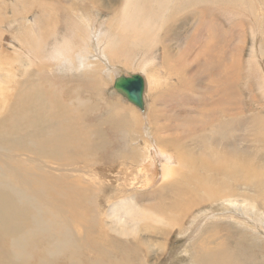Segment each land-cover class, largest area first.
<instances>
[{"label":"bare ground","instance_id":"obj_1","mask_svg":"<svg viewBox=\"0 0 264 264\" xmlns=\"http://www.w3.org/2000/svg\"><path fill=\"white\" fill-rule=\"evenodd\" d=\"M111 1L113 4L117 0H97L102 6ZM218 1L224 4L230 0L170 3L173 7L169 18L179 11L191 10L180 22L187 28L185 31L188 22L200 15L190 34L191 54L211 40L191 65L182 61L184 34L178 33L176 26L168 33L166 55L161 61L154 64L155 56L150 50L137 47L161 37L168 0H132V11L116 10L107 23L109 28L99 20L96 24L94 19L81 20L78 12L67 7L65 12L54 10L50 14L53 26H42L36 41L40 53L36 64L18 80L20 86L32 85V114L10 103L4 94L9 88L1 85L6 76L2 61L7 57L0 45V264H161V256L158 263L154 260L155 250L163 254V259L167 250L173 260L177 258L175 252L182 254L180 264H264V228L257 223L264 221V112L236 119L240 113L238 101L243 102L238 85L246 73L244 69L239 71L237 57L233 59L236 66L217 79L220 96L208 100L200 96L201 86L220 68L237 36L231 33L222 41L215 28H205L200 33L206 31L207 40L200 37L199 31L208 26V5ZM4 2L0 0L1 41L6 39L5 24L9 19ZM233 3L245 10L255 29V46L246 66L260 77L264 88V70L258 68H264V60L259 55L254 58L255 50L264 57L262 20L256 9L240 0ZM48 4L45 0L40 6ZM31 5L32 0H21V10L13 15H21L26 21ZM59 13L71 22L69 26L64 23L61 35L55 30L62 24ZM77 34L80 44H76ZM20 35L28 37L27 30ZM86 52H90L87 57ZM190 58L186 57L185 62ZM176 59L192 67L188 68L189 74L183 67L173 71ZM168 63L166 71L160 70ZM134 73L145 80L144 109L109 86V80L114 82L117 76ZM68 74L81 78L61 77ZM177 74L179 82L174 77ZM50 76L60 77L62 86H57ZM198 77L201 79L196 81ZM85 88L107 104L114 100L118 103L117 108L108 105L116 111L100 115L102 122L97 126L77 123L76 116L84 118L78 104L84 102L77 100H82ZM69 92L73 93L70 101L66 100ZM150 92L154 97L151 103ZM187 94L191 116L199 113L194 120L185 119L187 109L171 104L182 97L188 101ZM236 95L238 101L234 99ZM159 98L166 99L164 107L158 104ZM156 108L157 114L151 111ZM166 108L170 111L164 120L160 113ZM217 118H225V123ZM28 119H32V134L23 147L25 142L15 128L27 129ZM118 124L124 125L128 133L115 135L107 131ZM130 127L136 130L130 133ZM185 132L188 135L183 137ZM206 133L209 138L201 139ZM176 136L182 138L183 144L177 142ZM65 137L66 142L59 140ZM114 137L115 143L109 144ZM193 145L196 149H192ZM101 151L105 152L103 158L96 161ZM22 156L29 157L32 175L18 159ZM103 162L115 167L113 177L93 179L89 171L94 164L101 167ZM28 182L37 184V188L29 190ZM250 190L256 193L251 195ZM122 197L123 201H116ZM112 199L118 215L110 219L105 203ZM101 231L107 232V237H100ZM174 236L182 241L176 249L171 244ZM228 236L233 245L227 241ZM108 237L116 240L112 242ZM242 241L250 242L262 259L254 258ZM116 244L118 250L114 249Z\"/></svg>","mask_w":264,"mask_h":264},{"label":"rangeland","instance_id":"obj_2","mask_svg":"<svg viewBox=\"0 0 264 264\" xmlns=\"http://www.w3.org/2000/svg\"><path fill=\"white\" fill-rule=\"evenodd\" d=\"M43 1H45V0H39V1L32 0V5L29 8H27V10L29 11V16L26 18V21H24V17H22L21 15H13V13H15L14 11L21 10V0H5V2L2 3L4 10L6 12H8L7 15H8L9 19L6 21V24H5V26L7 28L6 29V39H3V41L0 40L1 51L4 52L5 56L7 57L6 59H4L2 61V64L5 67L4 75H6V76H5V79L2 81L1 85H5L9 88L6 91H4V94H5L6 98H10V103L15 102L19 107L26 109V110H29L31 114L34 111V109L32 108V85L20 86L18 83V80H22L23 78H25L28 75L27 73H29L30 70H32V67L37 62V58L40 56V53L36 49L35 45H36L37 38L40 37V35L42 33V30H41L42 26L50 24V27H52L54 24L51 22L52 19L50 17V14L54 10H56L58 12H59V10H63L65 12V9L67 7L69 9H72V10L78 12L81 20H85V19H87V20L91 19L92 20V19H94L95 24L99 20L101 25L105 24L106 27L109 28L107 23L111 19L112 14L116 12V10H120L121 8H124L128 11H132V6H131L132 0H122V2L120 0H117L116 2L114 1L113 4L111 1V2L107 3V5H105V6H102L101 4H99L97 2V0H47L49 4L47 6L41 7L40 3ZM107 1H109V0H107ZM171 1L172 0H168V3H167L165 10L163 12V16L166 18V21H165V25H164L163 30L161 32H159V35L161 37H158L156 39H151L149 42L140 43L137 45V47L142 48V49L148 48L150 50V53L152 54V56H155V58L153 60L154 64L157 61H161L163 59V56L166 55L164 50H167L166 39L168 37V33L170 32V30L173 26H176V27H178L177 28L178 33L181 32L184 34L183 51H182V56H181L182 61H184V63L187 65H191L192 63H194V61L197 58L199 59V55L203 52V49L205 47H208L211 40L209 42H205L203 46L202 45L198 46L194 50V52L191 54L190 34L194 31V29H195L194 23L197 20V17H199L200 15H198L194 19H192L191 22H188V24H190V25H189L188 30L185 31L187 28L181 27L180 22L186 16L191 14V10H186L183 12L179 11V12L171 15L170 16L171 18H169L168 15L170 13V10L173 7V5H170ZM240 1L245 6L251 7L254 10L256 9L258 11L259 17L262 20V26L264 27V0H240ZM208 11L210 12V14L206 15V17H208L207 19L209 20L208 26L203 27L199 31L200 37H202V36L204 37V39H202V40L205 41L208 38V33L206 31H205V34L200 33L205 28H215L217 30V34H218L220 40H222V41H225L227 36L231 33H233L234 36H236V35L237 36L233 40V46L228 51L225 60L220 65V68L212 76H209L208 78H206L204 85L201 86V87H203V91H202V93H200L201 95L198 94L199 93L198 90H196L198 93L194 91L195 95L196 96L200 95L202 97V99H204V100H208V99L214 98V97L218 98L220 96V92H219L220 89L217 87V79L223 73L224 74L227 73L230 68L236 66L234 64L233 59L235 57H237L239 59V63H240L239 67H238L239 71H242L244 69V72H246V73H244V75L242 76L245 78L238 85V88H239L238 91L240 90L239 93H241L243 95L242 96L239 94V96L243 97V102L240 103L238 101V98H239L238 95H236L234 97V99L236 101H238V103L240 105V113L236 119L237 120L242 119V118L244 119V118H246V117H248L254 113H257L259 111L264 112V88L262 87L260 77L257 78L256 76H254V74L250 73V71L247 69V66H246L248 64V63L246 64V61H247L248 57L250 56L252 49H254V46H255V42H254L253 35H252L253 31H255V29L252 28L251 27L252 25L249 24L248 19L246 17L245 10H243L239 6L235 5L233 3V0H230L224 4L221 3V1H218L216 3L212 2L211 6L208 5ZM129 13L130 12H128V14ZM64 17H65L64 15H61L59 13L58 20H62V22H61L62 24H60L55 29V30L59 31V35H61V33H62V28L64 27V23L66 24V26H69V24L71 23L68 20H65ZM113 20L115 22L117 20V18H113ZM257 20H260V19H257ZM252 23L255 24V22L253 20H252ZM183 24L185 26H187L184 21H183ZM256 24L258 26L261 25L259 22ZM24 29L27 30L29 38L26 37L25 35H20L21 31ZM176 35H177V33H176ZM260 37H264V34H260ZM75 40H76V44H80V36L78 34L76 35ZM155 51H156V53H155ZM196 52H199V54L196 55ZM255 52H256V55H254V58H256L259 55L264 60V57H263L261 52H259L257 50H255ZM88 55H90V52H86L84 56L87 57ZM188 56L189 57L191 56V58L186 63L185 58ZM174 62H177V59ZM177 63H178V66H177ZM177 63L175 64V66L173 68L174 72L175 71L179 72L181 70V68L183 67L184 70L186 71V74H189L188 70H190L192 68L191 66L187 67V65H183L184 64L183 62L181 64L179 62H177ZM117 66L121 67L120 65H117ZM168 67H169V63L166 65L165 69L160 68V70L166 71V68H168ZM188 68H190V69H188ZM258 68L260 69V71L264 70V68L261 67L260 65H258ZM260 71L258 72L259 75L261 73ZM133 72H138V71H133ZM30 74L32 75V73H30ZM68 76H69V78H68ZM61 77L63 79L67 80V79H77L80 76L79 75H73L72 76V74H68V75H62ZM174 77H175V80L177 82H179L177 80L179 78L178 74L175 75ZM52 79L55 81L57 86H60V87L62 86V82H61L60 77L50 76V80H52ZM200 79H201V77H198L195 80L199 81ZM203 79H204V77H203ZM108 82H109V86L114 87L113 80H109ZM35 88L37 89L36 86H35ZM109 91H110V89H109ZM203 92H205L206 94L203 95ZM72 96H73V93L69 92V95L66 97V100H68V101L72 100L71 99ZM83 96L84 97L82 98V100L81 101L77 100V102H82V103L84 102V104L78 103V104H80L79 109H80V112L82 113V115L84 116V118L82 119V117L80 115L76 116L78 118L77 123L78 122H80L82 124L86 123V125H88L90 127L97 126L102 122V120H100V115L105 116V115L109 114L110 111H112V110L116 111L114 108H108L109 104L115 106L116 108L118 107V103L115 102V100L108 102L109 104H107V103L102 101V97H99V96L95 97L94 94H92L87 88L84 89ZM187 97H188V101L185 99V97H182V98H179V101H175V102L172 101L171 104H175V105L177 104L179 107H181L183 109H187V115H186L185 119H191V118L193 119V117L198 116L199 113H197L194 116L192 114V116H191V108H190L191 102H189L190 98H189L188 94H187ZM153 98H154L153 93L150 92V94H149L150 103H151V101H153ZM96 99L98 100V103L95 104ZM165 101H166V99L164 100L162 98H159L157 102L160 106L164 107ZM52 102H50V105ZM125 102L128 103L130 107H133V104H131L130 102H128L126 100H125ZM177 102H180V103H177ZM181 102L184 104H187V105H183V104H181ZM201 107L203 109L204 105L202 104ZM97 109L101 112L96 113L95 111ZM174 110H176L178 115H182V113L177 108H175ZM151 111L154 112L155 114H157L158 109L157 108L154 110L151 109ZM169 111L170 110H168L167 108L162 109L160 116L164 118L165 115H169ZM230 117L231 116H229V118ZM226 118H228V117H226ZM164 120H165V118H164ZM168 120L170 121V118ZM217 121H219L220 123H225V118H221V119L217 118ZM27 122H28L27 129H23L22 127H16L15 128L17 136L22 138L25 142V145L23 147L27 146V143L29 141L28 136L32 134V119H28ZM70 125H74V128H76L74 123L71 122ZM7 126H8V124H7ZM149 126H151V124H149ZM37 130H39V128ZM71 130H74V129H71ZM135 130H136L135 127H130V133L134 132ZM107 131L109 133L115 134V135H121L122 133H128V131L126 130V127L124 125H121V124H118L114 127H108ZM207 133L204 135V137L201 136V139H208L209 135ZM187 135H188V132H185L183 134V137H186ZM108 136L106 137V139H108ZM83 137L86 140V137H88V136L86 135ZM115 139H116V137L109 139L108 143L109 144L115 143ZM59 140L62 142L67 141L66 137L63 139H59ZM176 140L179 144H181V143L183 144L182 138L179 139V137L176 136ZM57 142H55L54 144H56ZM38 143H40V142H38ZM38 143H37V148H39ZM111 147H113V146H111ZM192 149H196L195 145H193ZM104 153L105 152H102V151L98 152L97 155H101V156L96 161L102 160ZM27 158H29V157L22 156L18 159H20V162L24 163V165L26 166V168L28 169V171L32 175V163H30L27 160ZM71 168H76V167L72 166ZM112 173H115V167H112V168L107 167L104 164V162L102 163L101 167H97L94 164L92 166V169L89 171V174H91L93 179L94 178L100 179V177H103V176H107L108 178H111L114 175ZM2 178L4 179L5 175H3ZM217 184H215V186ZM27 187L29 190H34L37 188V184L32 185V182H28ZM254 191L255 190H250L249 194H251V195L255 194L256 192H254ZM94 193H95V191H94ZM126 193L127 192H125V194ZM123 199H124L123 197L122 198H116V201L121 202V201H123ZM114 201L115 200L112 199V202H110V203L106 202L105 203V205H106L105 210H107L106 212L110 214V219L114 215L115 216L118 215V213H116L117 205L114 203ZM103 202L104 201H102V203ZM74 216H75L76 221H78V217H77L76 213L74 214ZM257 223L262 228H264V221L263 222H257ZM199 229H198V231H199ZM100 234H102V236H100V237H107V232L101 231ZM108 240L114 242L116 240V238L115 237H108ZM177 240H179L180 243H178ZM42 241H43V243L46 242L44 239ZM227 241L233 245L232 237L228 236ZM181 243H182V241L180 240V238L174 236L172 241H171L172 248H174V249L178 248L180 246L179 244H181ZM242 243H244V246L249 248V250H250L249 252L252 254V256L254 258L257 257L260 260L262 259L260 252L255 247H253L250 242L242 241ZM176 245H178V247ZM148 246L151 249H154V250L156 249L155 247H152L150 245H148ZM165 247H167V245H165ZM118 248H119V245L116 244L114 249L118 250ZM176 251H178V250H176ZM154 252H156V254H157V256L154 257V260L158 263V261H160V259L162 258L161 264H173V262L175 264H180V261L183 258L182 254L178 253L176 255V252H175L174 256H176L177 258H175L174 260L171 259L172 253L170 250H167L165 259H163V254H158L157 250H155ZM160 256H161V258H160ZM180 256H181V258H180ZM158 264H160V263H158Z\"/></svg>","mask_w":264,"mask_h":264},{"label":"water","instance_id":"obj_3","mask_svg":"<svg viewBox=\"0 0 264 264\" xmlns=\"http://www.w3.org/2000/svg\"><path fill=\"white\" fill-rule=\"evenodd\" d=\"M114 88L128 101L144 109L145 80L141 74H122L114 81Z\"/></svg>","mask_w":264,"mask_h":264}]
</instances>
